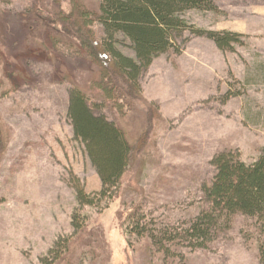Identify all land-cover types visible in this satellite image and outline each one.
Returning a JSON list of instances; mask_svg holds the SVG:
<instances>
[{
    "label": "rangeland",
    "instance_id": "rangeland-1",
    "mask_svg": "<svg viewBox=\"0 0 264 264\" xmlns=\"http://www.w3.org/2000/svg\"><path fill=\"white\" fill-rule=\"evenodd\" d=\"M217 2L225 13L187 17L243 33L245 43L226 51L189 32L182 52L158 58L141 93L84 49L76 23L102 40L103 0H0V264H46L63 237L72 248L55 264H264L262 235L246 216L210 249L180 258L130 232L135 214L164 225L198 216L221 152L240 149L251 163L264 152V0ZM76 86L135 149L122 196L110 207L88 206L81 233L77 178L91 193L104 180L70 116Z\"/></svg>",
    "mask_w": 264,
    "mask_h": 264
},
{
    "label": "trees",
    "instance_id": "trees-1",
    "mask_svg": "<svg viewBox=\"0 0 264 264\" xmlns=\"http://www.w3.org/2000/svg\"><path fill=\"white\" fill-rule=\"evenodd\" d=\"M193 10L225 13L217 0H103L102 13L98 15L106 32L102 40H95L83 24H76L84 49L99 56L110 73H122L132 91L142 93L143 79L158 58L173 50L182 52L181 39L189 32L211 37L226 51H236L240 43H245L243 33L209 30L192 23L187 13ZM70 116L77 139L87 145L104 180V189L91 193L83 179L77 178L81 206L75 215V226L81 233L90 224V216L85 213L88 206L110 207L122 196L135 149L126 130L104 112L102 104H94L82 87L72 90ZM213 163L218 172L214 181L205 186L206 207L198 216L164 225L149 214H135L130 232L150 238L169 258H180L186 257L187 249H210L235 229L239 217L246 216L262 235L264 263V152L251 163L242 150L228 149L218 154ZM72 241L63 237L51 255L44 258L45 263L63 259Z\"/></svg>",
    "mask_w": 264,
    "mask_h": 264
}]
</instances>
